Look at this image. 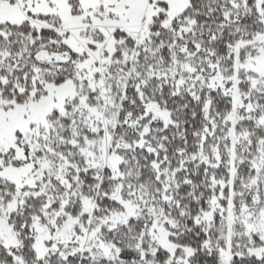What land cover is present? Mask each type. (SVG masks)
<instances>
[{
	"label": "snow or ice",
	"instance_id": "obj_1",
	"mask_svg": "<svg viewBox=\"0 0 264 264\" xmlns=\"http://www.w3.org/2000/svg\"><path fill=\"white\" fill-rule=\"evenodd\" d=\"M0 264H264V0H0Z\"/></svg>",
	"mask_w": 264,
	"mask_h": 264
}]
</instances>
